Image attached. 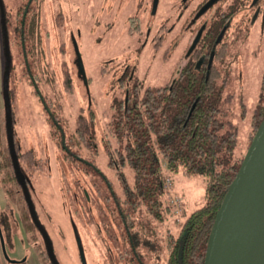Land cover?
I'll return each instance as SVG.
<instances>
[{"label":"rangeland","instance_id":"obj_1","mask_svg":"<svg viewBox=\"0 0 264 264\" xmlns=\"http://www.w3.org/2000/svg\"><path fill=\"white\" fill-rule=\"evenodd\" d=\"M25 1L5 0L11 21L13 55L10 86L13 88L15 116L13 130L19 149L23 152L26 170L30 172V190L39 218L49 229L64 264H82L76 250L73 216L85 246L88 264H133L132 253L128 251L129 242L122 236L123 223L119 222L118 209L108 194L110 191L106 180L101 173L93 168L87 169L83 162L66 153L61 143V128L53 123L36 87L41 89L50 109L60 119L65 138L72 149H77L73 143V131L81 105L85 106L86 113L94 109L100 141L102 139L104 143L113 131L110 123L112 101L116 96H124L125 83L128 80L131 82L134 76L152 84L172 80L187 60L186 51L200 21L190 28L179 23L180 34L170 40L165 15L171 4L172 17L177 20L181 0H161L157 13L151 11V0H36L32 11H36L35 14L38 12L40 36L39 39L26 38L28 57L36 79L32 82L19 28ZM129 14L136 17L129 19ZM211 15L207 13L203 17L208 19ZM191 16L188 14L187 18ZM130 21L136 27L134 31L129 30ZM252 33L249 40L245 29L232 30L226 35L229 45L224 58L216 60L229 78L225 90L235 92L230 100L224 99L222 103L228 108L226 117L239 124V140L235 149L238 158L244 155L250 142L251 111L264 90V29L259 25ZM2 40L0 28V120L5 134L2 95L5 57ZM79 55L88 82L79 69ZM66 69H69L74 83L71 90L64 85ZM122 76H125L123 82L120 80ZM239 93L243 94L248 105L244 115ZM2 143L0 207H6L8 196L14 197L13 192L20 186L9 177L12 163L7 156V140L4 139ZM29 148L35 150L34 155L38 158L33 168L26 164ZM85 150L88 149L83 148V153L92 158L93 153ZM107 157V151L101 148L97 160L117 183L118 176L114 167L106 162ZM169 180L167 178L166 186L170 196L180 194L182 197L183 202L175 204L178 211L191 209L205 200L204 176L175 173L173 181L171 177L173 189ZM142 213H146L144 207L134 214L138 216ZM173 216L167 214L168 223L157 226L158 233L164 238L167 237ZM149 235L154 233L150 232ZM19 242L16 243L19 252L27 251L30 260L31 254H34L28 247L30 244L22 241L28 245L23 248ZM140 249L146 263L164 264L165 256L161 248L141 246Z\"/></svg>","mask_w":264,"mask_h":264},{"label":"trees","instance_id":"obj_2","mask_svg":"<svg viewBox=\"0 0 264 264\" xmlns=\"http://www.w3.org/2000/svg\"><path fill=\"white\" fill-rule=\"evenodd\" d=\"M135 28L129 26L131 31ZM31 32L34 33V30ZM227 43L219 46L214 61L208 66L201 64L202 60H197L198 53L189 57L169 82L145 83L139 76H134L127 84L124 82V96H116L112 101V116L109 117L113 131L108 141H100L95 111L92 108L86 113L84 105H81L77 114L73 131V143L77 149L71 148L64 130H61V143L66 153L83 162L87 169L93 168L101 173L106 180L110 191L108 194L118 209L121 219L119 222L123 223L122 236L129 242L128 251L132 253L133 264H148L141 246L158 250L161 248L165 256L164 264H204L213 219L243 157L235 156L239 124L226 117L228 108L222 103L224 99L230 100L235 92L225 90L229 78L216 62L217 59L224 58L229 45ZM3 51L6 62L4 41ZM11 68L12 57L10 74ZM10 74L9 93L13 97ZM124 78L125 76L121 77V82ZM64 85L69 90L73 89L69 69L64 71ZM36 89L41 99H44L40 88ZM239 102L244 115L248 105L242 93H239ZM263 115L264 90L251 111L250 140ZM14 119L13 113L12 121ZM53 123L61 127L57 116ZM1 127L0 120V150L6 139L7 156L10 158L6 121V135ZM13 133L20 164L29 184L30 172L26 170L22 160L23 152L19 149L14 130ZM83 148L88 149L85 152L93 153L92 158L83 153ZM101 148L107 151L106 162L114 167L119 179L116 180L117 183H114L112 176L97 160ZM27 152L29 156L26 164L33 168L38 159L34 155L35 150L29 148ZM11 169L9 177L19 183L12 165ZM178 172L187 176H204L203 203L191 209L177 210L175 203L171 201L166 181L169 178V185L171 183L172 187L171 177L173 181L174 174ZM142 207L146 209V213L136 216L135 211ZM167 214L174 216L173 222L169 224L171 227H168L167 237L164 238L158 233L157 226L168 223ZM73 219L75 220L74 216ZM150 232L154 235H149Z\"/></svg>","mask_w":264,"mask_h":264},{"label":"flooded vegetation","instance_id":"obj_3","mask_svg":"<svg viewBox=\"0 0 264 264\" xmlns=\"http://www.w3.org/2000/svg\"><path fill=\"white\" fill-rule=\"evenodd\" d=\"M34 1L36 0L25 1L21 16V25L19 28L21 31L20 35L22 39L23 51L27 63V68L28 71L31 73L33 80H36L28 57V49H27L28 46H26L27 37L31 36L34 39L38 37L39 39L40 36L39 18L37 17L38 12L37 14H35L36 11L34 12L32 11ZM151 1H152L151 11L152 13H157L161 0H151ZM3 2L5 6V17H6L7 31H8V37L10 43V52H11V57L13 58L12 49H11V38H10L11 21L9 18V12H7L8 6L5 0H3ZM180 3L181 6L177 11V16H178L177 20L172 17L173 10L171 4L168 13L165 15V19H166L165 26H166L167 34L168 36H170V40H171L174 37H177L178 34H180L178 31V29L181 28L179 26V23L181 26L185 25L188 28H190L192 26L195 27L196 23L200 21L199 25L197 26V30L192 36L191 41L188 45L186 51V57L188 60L189 57L198 53L197 60L198 61L202 60L201 64L205 63L206 66L210 65L211 62L214 61L215 55L220 48L219 46H223L224 42H228V38L226 37V35L231 33L232 30L240 31L245 29L246 34L249 36L248 39L250 40L253 34L252 33L253 29L257 27L259 28V25L261 29H264V0H181ZM0 10H1V6H0ZM31 12H33V14H31ZM207 13L212 14L211 16H209L208 19H206V17H203ZM188 14L192 16L190 18H187ZM135 17H136L135 14H129V19ZM33 19H35V21ZM31 25H33V29H31ZM130 25H132L131 21L129 22V26ZM0 28L2 31V16H0ZM32 30H34V33L31 32ZM234 35L236 36L237 34ZM195 38H197V40L193 44ZM3 41H4V36H3ZM72 41H73V34H72ZM178 43L179 42H177V44ZM81 74L83 75V77H85V73H81ZM87 82H88V77H87ZM2 95H3V102L5 108V97L3 91V74H2ZM11 97L12 95L10 94L11 109H12L13 104ZM42 101L45 108L48 110L50 116L54 121V117H56L55 113L53 112V110L50 109V106L47 104L45 98ZM4 118L6 121V112ZM60 128L63 131V127L61 126ZM10 159L12 166L14 168L11 153H10ZM18 185L20 187L16 188V192H13L14 197L8 196L9 199L6 203V207H0V264H56L49 251L46 236L42 228H45L47 230L49 239L53 247V251L57 259L59 260L60 264H64L59 257L60 256L59 253L56 251L55 242L52 238L49 229L39 218V211L37 209V206L35 205V200L33 199V203L35 205L37 217L40 221V224L37 222V220L31 213V209L28 200L25 196V192L21 182H19ZM29 188H30V182H29ZM8 189L12 190L11 187H9ZM9 193L10 192H8L7 195ZM71 220L74 227L73 229L74 236L77 242L76 250L77 253L79 254L81 263L84 264L81 257V247L85 252V246L82 241V238L79 239V237L81 236L78 231L77 224L73 219V217H71ZM1 233L3 235L2 236L3 239L1 237ZM18 240L20 241L19 243L23 248L27 247L28 245L27 244L24 245L22 241H25V243L27 242L30 244V246L28 247H30L34 253L31 254L30 260H29V253H27V251L19 252L20 249L16 244ZM85 258H86V252H85Z\"/></svg>","mask_w":264,"mask_h":264},{"label":"water","instance_id":"obj_4","mask_svg":"<svg viewBox=\"0 0 264 264\" xmlns=\"http://www.w3.org/2000/svg\"><path fill=\"white\" fill-rule=\"evenodd\" d=\"M0 6L6 54L3 91L8 144L14 169L23 186L31 213L40 224L28 179L21 167L15 145L9 94L11 52L3 0H0ZM196 40L197 38L194 39L193 44ZM79 69L85 73L81 56L79 57ZM84 79L87 81V76ZM42 230L55 263L60 264L53 251L47 230L45 228ZM81 257L83 263L87 264L82 247ZM204 264H264V115L255 129L235 176L229 183L216 211L208 236Z\"/></svg>","mask_w":264,"mask_h":264},{"label":"built area","instance_id":"obj_5","mask_svg":"<svg viewBox=\"0 0 264 264\" xmlns=\"http://www.w3.org/2000/svg\"><path fill=\"white\" fill-rule=\"evenodd\" d=\"M172 200L176 205H179L182 201V197L180 194H175L172 196Z\"/></svg>","mask_w":264,"mask_h":264}]
</instances>
